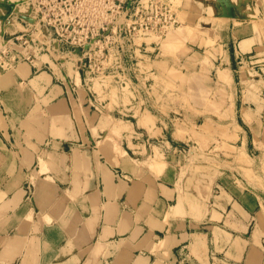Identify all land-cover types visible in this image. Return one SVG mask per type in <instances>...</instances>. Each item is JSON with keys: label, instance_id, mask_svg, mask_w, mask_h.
Returning a JSON list of instances; mask_svg holds the SVG:
<instances>
[{"label": "crops", "instance_id": "0c3cea01", "mask_svg": "<svg viewBox=\"0 0 264 264\" xmlns=\"http://www.w3.org/2000/svg\"><path fill=\"white\" fill-rule=\"evenodd\" d=\"M29 2L0 0V47ZM228 4L211 72L228 90V148L180 184L175 161L141 164L147 145L93 146L85 88L76 99L50 56L0 69V264H264V0ZM160 105L150 130L123 134L182 148L189 129L168 130Z\"/></svg>", "mask_w": 264, "mask_h": 264}, {"label": "rangeland", "instance_id": "374dc122", "mask_svg": "<svg viewBox=\"0 0 264 264\" xmlns=\"http://www.w3.org/2000/svg\"><path fill=\"white\" fill-rule=\"evenodd\" d=\"M82 1L88 6L74 5L68 13L76 18L75 26L68 30L57 26L64 35L61 38L37 37L35 22L24 19L23 31L8 37L0 52L7 50L8 57L28 53L32 63L37 56L48 55L59 70L69 73L76 99L85 88L93 146L101 145L105 137L121 147L131 140L147 145L154 152L145 155L141 164L160 170L161 161H175L171 164H177L179 184L194 166L215 161L214 154L217 160L223 157L220 152L228 141V90L215 88V74L211 75L225 50L221 30L225 21L215 19L228 13L223 1ZM24 34L23 39L12 38ZM221 80L227 84L230 78L224 73ZM161 103L168 130L189 129L190 139L182 148L170 151L169 146L164 152L163 137L123 134L130 123L136 130L137 125L150 130ZM26 187L31 200L34 186Z\"/></svg>", "mask_w": 264, "mask_h": 264}, {"label": "built area", "instance_id": "2783aa9c", "mask_svg": "<svg viewBox=\"0 0 264 264\" xmlns=\"http://www.w3.org/2000/svg\"><path fill=\"white\" fill-rule=\"evenodd\" d=\"M30 12L27 14V17L34 19V24L36 25V36L43 39H53L61 38L57 26L66 27L68 30L71 26H75L76 18L70 13V10L73 6L87 7L82 0H30ZM56 29V31L54 30ZM18 35V34H16ZM25 36H14V40L23 39ZM61 36V37H59ZM27 41L24 44H27ZM42 50H45L42 48ZM31 56L27 53L21 55L12 56V53L7 55V50L0 52V69L1 70H10L13 68L15 63L21 62L22 60H30Z\"/></svg>", "mask_w": 264, "mask_h": 264}, {"label": "water", "instance_id": "95a60500", "mask_svg": "<svg viewBox=\"0 0 264 264\" xmlns=\"http://www.w3.org/2000/svg\"><path fill=\"white\" fill-rule=\"evenodd\" d=\"M221 1H223L224 5L226 6V8L228 10L229 9V6H230L228 4V1L227 0H221ZM224 17H232L231 12H228L227 14H224ZM26 20L31 21V22H34V19L33 18H30V17L26 18Z\"/></svg>", "mask_w": 264, "mask_h": 264}]
</instances>
